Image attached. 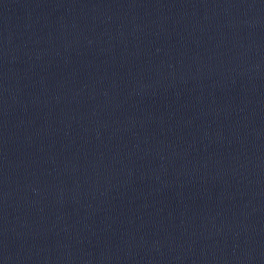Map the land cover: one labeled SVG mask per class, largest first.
Masks as SVG:
<instances>
[{
    "label": "water",
    "instance_id": "water-1",
    "mask_svg": "<svg viewBox=\"0 0 264 264\" xmlns=\"http://www.w3.org/2000/svg\"><path fill=\"white\" fill-rule=\"evenodd\" d=\"M0 264H264V0H0Z\"/></svg>",
    "mask_w": 264,
    "mask_h": 264
}]
</instances>
